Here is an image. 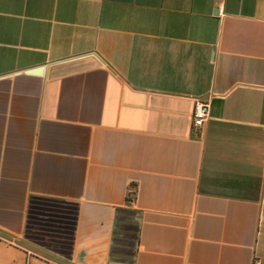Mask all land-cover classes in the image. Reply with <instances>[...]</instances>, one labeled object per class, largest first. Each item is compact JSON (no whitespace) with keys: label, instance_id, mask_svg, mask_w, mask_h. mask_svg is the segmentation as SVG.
Masks as SVG:
<instances>
[{"label":"crops","instance_id":"1","mask_svg":"<svg viewBox=\"0 0 264 264\" xmlns=\"http://www.w3.org/2000/svg\"><path fill=\"white\" fill-rule=\"evenodd\" d=\"M0 264H264V0H0Z\"/></svg>","mask_w":264,"mask_h":264},{"label":"built area","instance_id":"2","mask_svg":"<svg viewBox=\"0 0 264 264\" xmlns=\"http://www.w3.org/2000/svg\"><path fill=\"white\" fill-rule=\"evenodd\" d=\"M210 105L208 101L196 100L193 105L192 123L194 128H201L209 117Z\"/></svg>","mask_w":264,"mask_h":264}]
</instances>
